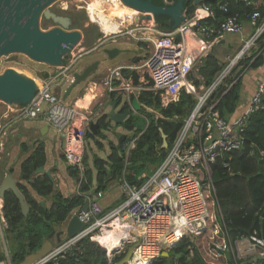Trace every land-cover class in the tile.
<instances>
[{
  "label": "built area",
  "instance_id": "obj_1",
  "mask_svg": "<svg viewBox=\"0 0 264 264\" xmlns=\"http://www.w3.org/2000/svg\"><path fill=\"white\" fill-rule=\"evenodd\" d=\"M117 1L119 6L125 7L120 0ZM244 1L247 5L250 4L249 0ZM88 3L89 1L83 2L86 7L83 5L81 7L86 10L89 17ZM202 9L206 12V17L213 15L209 3L203 4ZM220 9L227 11L226 5H221ZM138 14L136 11L134 15ZM133 16L122 23V31L104 34L98 45L103 46L120 36L150 45L151 55L139 66L129 67L147 69L151 86L146 88L159 96L162 107L176 102L180 93L184 91L194 95L193 108L184 120L165 158L151 174H142L134 181L122 177L120 188L125 198L118 206L104 212L99 204V199L103 196L102 191L87 196L88 210L80 214V219L87 223L86 226L32 264L47 263L48 260L70 250L77 242L98 230L101 231L100 236H112V232L117 233L123 230L125 233L126 230L130 231L129 239L121 240L120 246L118 240L111 249L102 245L96 237L90 238L102 245L107 255L123 254L127 245L137 243L126 264H153L163 251H168L175 246L181 238H192L206 228L209 214L204 187L209 182L206 184L200 180L195 172L196 167H203L207 177L210 178V164L219 156L238 150L244 142L240 133L242 127L237 132L220 117L215 109V103L209 104V100L222 80L230 73L235 62L251 49L264 32L262 14L255 10L247 15L249 23L255 27L253 36L243 43L232 63L205 86L201 93L197 92L195 86L188 81L192 67L219 36L241 33L243 24L238 16L229 15L217 25L201 23L194 18L186 20L170 33L157 29L154 24H148L149 21L146 24L139 23ZM174 36H179V39L177 40ZM205 42L209 45L206 46ZM71 53L74 55V52H70V59L64 65L57 67L61 69H56L45 79L35 80L38 83L37 91L28 103L7 105L5 114L14 120H29L41 116L63 137V155L66 165L82 171L84 136L86 127L93 120L94 113L89 107L64 104L61 96L54 91V86L58 84L57 80L66 78L76 60L81 57V55L71 57ZM122 68L124 66L111 69L103 80V85L108 92L117 90L134 92L135 87L129 82L113 85ZM263 96L264 81H261L253 96L249 113L263 109ZM3 132L1 127L0 134ZM133 146L134 140L126 144L128 150ZM6 226V220L0 218V227ZM108 229L110 230L107 231ZM246 244L247 251L258 248V253L264 257V240L253 235L238 239L234 244L224 241L215 245V248L221 252L235 249L238 254L240 246L245 247ZM112 249H116V252L111 251L110 254Z\"/></svg>",
  "mask_w": 264,
  "mask_h": 264
},
{
  "label": "trees",
  "instance_id": "obj_2",
  "mask_svg": "<svg viewBox=\"0 0 264 264\" xmlns=\"http://www.w3.org/2000/svg\"><path fill=\"white\" fill-rule=\"evenodd\" d=\"M215 3H209L213 15L201 23L217 25L229 15L239 13L244 16L255 10L260 11L262 16L264 15V2L261 1L259 6L246 5L242 0H221L220 4L215 5ZM221 5H226V12L220 9ZM187 9L190 12L191 7L188 6ZM69 15L75 29L81 27L82 20H87L84 12L82 14L71 12ZM156 22L161 28L167 29L168 24L164 19L159 18ZM98 34L99 32L92 36ZM256 41L257 46L253 48L251 55L243 57L237 63L232 73L225 79L226 86L221 85L211 97V101L217 102L216 109L224 119L235 111L238 104V74L248 65L256 67L261 62L264 32ZM225 64L215 52H211L196 65V70L204 82L209 84ZM229 84H232L230 88H228ZM110 95L111 99L120 100V96L115 97L114 93ZM138 100L146 107L153 109L151 112L143 109L148 119L147 127L135 131L137 138L133 148L128 151L124 144L129 137L119 146L110 143V154L107 158L92 156L93 169L85 164L86 180L81 185V194L64 197L61 193L54 192V184L46 175L35 177V170L45 164L44 147L41 142L22 162L23 179L29 182L37 195L50 196L52 203L49 209L41 206L27 189L20 185L19 190L29 206L28 213L23 215L14 193L12 191L5 193L2 211L8 222L5 230V244L11 264H19L26 255L38 250L51 231L52 223H62L74 209H79L86 203L85 193L93 195L103 191L110 182L117 181L121 176L134 181L141 171L150 170L163 161L184 120L193 108L194 97L192 94L181 92L176 102L162 107L157 94L144 91L141 92ZM108 118V114H103L97 120L99 127L94 143L100 150L103 149V144L99 139H105L104 131L108 130L111 125ZM127 122L134 121L129 118ZM243 127L242 146L238 150L219 156L215 162L210 164L211 178L207 177L203 167H196L195 172L200 180L206 184L209 182L204 187L209 214L205 230L192 238H181L175 246L168 250V256H159L153 264H264V257L260 255L233 259L228 251L221 252L215 248V245L224 241L223 225L227 234L225 239L228 238L232 244L238 239L252 235L264 240V110L249 114L245 118ZM160 129L166 135V147L163 146ZM3 163L5 161L1 164ZM67 169L70 175L77 178V171L69 166ZM92 176H97L94 189L89 187L92 185ZM63 253L64 256L56 260L57 264H75V261L81 258L83 260L80 264H98L101 258L102 264H108L105 249L88 238H84ZM123 256L124 253L117 255L111 264ZM3 259H5V254L0 251V261Z\"/></svg>",
  "mask_w": 264,
  "mask_h": 264
},
{
  "label": "crops",
  "instance_id": "obj_3",
  "mask_svg": "<svg viewBox=\"0 0 264 264\" xmlns=\"http://www.w3.org/2000/svg\"><path fill=\"white\" fill-rule=\"evenodd\" d=\"M242 1L245 3L244 0H242ZM249 1H251V3H250L251 5L256 4L257 6H259L261 4L260 1L264 2V0H260L258 2H254L253 0H249ZM212 2H216L215 3V5H216V4H220L221 0H207V1H204L203 4L212 3ZM236 15L238 16L240 22H242V24H243V29H242L241 33L223 34V35L219 36L216 40H214L211 47H209L207 49L206 53L203 56H201L200 58H198L195 65L192 67V70L188 76V81L195 86L197 92H199V93H201L203 91V89L205 88V86L209 85L210 83L206 84L204 82V79L197 73L196 65H198L201 62V60L204 57H206L209 53L215 52L219 56L220 60H222V61L227 60L228 61V63L223 67V69H225L230 63H232L233 58L239 52L238 50H240L242 48L243 43L245 41H247L249 38H251L255 32V27L249 23L247 14H245L244 16H241L238 13ZM194 18L198 19L200 22H204L205 19L208 17H203V16H201V14L199 12L195 11L194 14H192L191 16H187L186 19L180 23V25L182 23H184L186 20H190V19H194ZM263 18H264V15H263ZM148 24H150V25L154 24V26L159 30L161 29V31L166 30V28H161L160 25L154 20L149 21ZM178 27L170 30L169 32H167V31H163V32L170 33L172 31L176 30ZM167 28H169V26ZM174 38H176L178 40L179 36H174ZM222 38L225 39V43L223 45L219 44V42ZM119 43H126V44H128V46H127V48H124V49H121L120 47H117V46L111 47V48H118L121 51L115 57H112V58H109L104 53L109 58V60L115 61L118 58V56L121 54V52H123V51L128 52L130 54V56L122 62L121 61H115L113 63H104V65H102V67L100 69H98L99 68V63H98L96 68L92 71V73H94L93 78L90 79L89 75L92 74V73H90L84 79L83 84H81V86H79V87H82L80 90V93L78 96H76L73 99L72 103H69V104L64 103V102L63 103L67 104L69 106H73V105L76 106L77 105V106L89 107L94 113L93 120L90 122V124L97 122V120L99 119V117L101 115L108 114V112L112 108L113 102H115V111L118 113H122L125 110L131 108L132 111L130 114H128L125 117V122L127 124L134 125L133 129L129 130L128 128H126L122 124H115L113 122V120L110 118V116L108 118L110 121V124H111L110 128L113 127V125L115 124L117 126V128H115V131L119 133L118 137H117V144H114V145H117V146L121 145L123 143V141L119 144V137L122 134H125L126 138L129 137V140H127L126 143L124 144V147L126 148V144L128 142H130L132 140L135 141V139L137 138L135 136L136 135L135 131L137 130L135 122H132V123L127 122V120L131 117L133 111H135V109L132 108V104H131L132 99L134 98L138 101V103H140L138 100V97L140 96L141 92H144V91L153 92V91L146 88V87L151 86V79L149 77L147 69H145V68L137 69L134 67L133 68L129 67V66H139L148 57V56L146 57L145 55L141 54V47L144 46V43L134 41L133 39L127 38L125 36H120V37L116 38L114 41L110 42L111 45H116ZM256 43H257V41L252 45V47L248 51V53H245L243 56H241L235 62L230 73L227 76H229L232 73V70L236 67L237 63L243 57L251 55L253 48L257 46ZM205 45L208 46L209 43L205 42ZM147 46L150 47L149 45L145 44V47H147ZM219 48H220V52L218 50ZM234 52L235 53L237 52V53H236V55L233 56ZM140 55H142L141 59L139 58ZM93 62L86 64L84 66V68L87 67L88 65L92 64ZM119 66H124V68H122L120 70V73L116 77V80H114L113 85H117V84L120 85L122 82H125V83L129 82L132 86L135 87V90L133 93H127L123 90H117L115 92H108L107 88L104 87L103 80L105 79V77L107 76L109 71L111 69L119 67ZM52 68L54 69L53 70L54 72L56 71V69H61V67L60 68L52 67ZM73 72H78V71L75 68H73V71L71 69L69 71V73H67V77L62 79V80H57L58 84L56 86H54V91L57 94H59L61 96V98H62L65 90L68 88V86L73 81V74H74ZM80 72L81 71H79V73ZM50 73H53V72H50ZM50 73H48V76ZM190 76H192V77H190ZM237 77L239 79V100H238L237 107L233 113L228 115L227 119H224L223 117L222 118L224 120H226V122L229 123L230 126L235 128V130L237 132H239L240 127H242V130L244 128L243 126H244L245 118L249 114H251V112L249 113V108L251 106L253 96H254L257 88H258L259 82L264 81V50H263L261 62L258 63V65L256 67H251L250 65H248L247 67L243 68ZM42 79H45V78L42 77ZM225 79L226 78H224L222 80L219 87L221 85L226 86ZM232 84H234V82H232ZM232 84H229L228 88H230L232 86ZM58 85H60V86H58ZM72 89H71V91H72ZM87 92H89V95H88V98H85ZM111 93H114L115 97L120 96V100L116 101L115 99L114 100L111 99V97H110ZM192 96L194 97L193 94H192ZM80 99H82L83 102H85L84 105L77 104V101ZM101 99H104V100L107 99L108 105H109L107 110L104 111L103 113H101L102 109H103V105L101 104ZM62 101H64V100L62 99ZM263 101H264V96L262 98L263 109H261V110H264V102ZM212 103H215V109H216L217 102L211 101V98H210L209 104H212ZM140 104H141V108L146 109L148 112L153 111V109L151 107H146L142 103H140ZM2 105H3V110H1V113H0V128L3 127L4 132L2 134H0V151H1V149L5 150L4 153H6V155H8L10 157V161L9 160L5 161L6 165L4 167L2 166V169L0 166V184L4 180L5 174L9 173L11 175V177L16 181L17 187L20 185L25 187L27 189V191L31 194V196L37 202H39L41 206H45L48 209L51 207V203H52L51 197L50 196L43 197V196L37 195L36 192L31 188L29 182L26 181L25 179H23V173L21 171L22 162L28 158V156L33 152L34 148L41 142L43 144V147H44L45 164L43 167H39V168H43L42 172H37L38 168L35 170V172H34L35 177H37L39 175H46L50 179V181L54 184V192L55 191L59 192L64 197H71V196H74L77 194H81V185L86 180V178H85V169H86L85 164L87 165V167H90L91 169H93L92 168V156L93 155H98L102 159L107 158V156L110 154V143L113 144L112 139L109 138L108 146L104 145V143L102 142L103 149L100 150V149L96 148V146L94 144V140L97 137V133H96L94 139L90 138L89 137L90 124L86 127V133H85L84 141H83V170L80 171L78 168H73L75 171L78 172V176L76 178L75 176L70 175V173L67 169L68 165H66L64 155H63L64 140H63V137L56 131L55 128L48 125L42 119L41 116H39L38 118H35V119H29V120H14L9 115L5 114V111L7 110V104L3 103ZM219 115H220V113H219ZM145 117H146V115H145ZM146 120H147V124H148L147 117H146ZM30 122H35V123L40 124L37 131H34V130H32V128L27 126V123H30ZM20 125H21V127L23 125H25V127L28 129V132L30 134V138H33V139L29 143L22 141L18 145H14V146H12V148H9L7 145H5L6 138H7L8 134H10L14 129H17V126H20ZM45 126H47V127L45 128ZM98 127H99V125H98ZM120 127L126 131L128 130L129 132H131V134L127 135L126 133L119 132L118 129H121ZM146 127H147V125H146ZM97 131H98V128H97ZM133 132H135L134 136H132ZM105 133L106 132L104 131V134ZM240 133H241V131H240ZM90 139H91V141H90ZM105 139H107V137H105ZM22 144H25V145H22ZM86 147H88V149L90 150V153L87 151ZM127 151H128V149H127ZM21 155H24V156L20 158ZM13 164H14V166H13ZM159 165H157L156 167H153L150 170L141 171L136 176L135 179H138L142 174H146V175L151 174ZM70 168H72V167H70ZM46 172H48L49 175H47ZM96 177L97 176H92V185L89 186L91 189H94L96 187ZM122 177H125V176H121L117 181L110 182L108 184L107 188L102 191L103 196L99 199V204L103 208L104 212H107V211L115 208L124 200L125 196H124V194L120 188V182H121ZM210 178H211V171H210ZM18 189H19V187H18ZM212 190H213V188H212ZM89 192H91V191H89ZM213 192H214V190H213ZM87 193L84 194L85 199L87 198V196H92V195H86ZM3 199H0V218L3 220H6L4 218L3 211H2ZM24 200H25V198H24ZM25 202H26V200H25ZM26 204H27V202H26ZM85 204H87V200H86ZM27 206H28V204H27ZM81 208L74 209V211L70 214V216H68L67 219L65 221H63L62 223H55V222L52 223L51 224V231L54 230L55 233L52 234V236H49V234L51 233V231H50L48 236L44 239L43 242L50 240L54 244V246L56 247L60 242L67 239L66 238V227L68 225V222L72 218V216ZM28 210H29V206H28ZM28 210H27V213H28ZM26 214H23V215H26ZM6 225L7 226L5 228L0 227V251L4 252V254H5V259L0 261V264H11L10 259H9V252H8L7 246L5 244V230L8 227V224H6ZM109 230L110 229H108L107 231H109ZM222 231H223V235H224V241L229 242L228 238L225 239V236L227 234H226V231L224 230V225L222 226ZM129 232H130L129 230H126V233L124 230L122 232H117V233L112 232L113 235L108 236V238H109L110 242L115 243V244L117 241L116 242H114V241L116 239L119 240V246H120L121 240L125 241L126 239L130 238ZM108 233H110V232H108ZM111 251L116 252L115 249H112V250H110V254L112 253ZM226 251H231V255H232L233 259L237 258L236 256H233L232 250H226ZM248 252L250 253L251 251H248ZM256 255H260V254L258 253ZM253 256H255V255H253Z\"/></svg>",
  "mask_w": 264,
  "mask_h": 264
},
{
  "label": "water",
  "instance_id": "obj_4",
  "mask_svg": "<svg viewBox=\"0 0 264 264\" xmlns=\"http://www.w3.org/2000/svg\"><path fill=\"white\" fill-rule=\"evenodd\" d=\"M56 0H0V59L13 53L26 55L29 59L38 63H43L51 67H59L64 65L65 56L76 48V44L82 40V33L78 29L70 26L73 20L69 16L56 13L52 8L53 2ZM122 3L136 11L138 15L135 20L139 23L146 24L153 19L157 21L159 18L164 19L169 28L163 31L178 27L187 16H191L195 11L201 16L206 17L202 5L207 0H121ZM161 1V2H160ZM188 6L191 7L188 12ZM52 21L55 27L43 29L40 26L41 20ZM161 30V29H160ZM225 39H221L219 44L223 45ZM220 52V48L218 49ZM104 53L109 57H115L121 50L118 48H104ZM98 62L85 67L80 73L75 72L73 81L65 90L62 99L65 100L71 89L80 81H83L96 68ZM44 78L48 77V72L43 74ZM37 91L35 79L18 73L12 68L5 69L0 73V101L7 105H23L28 103ZM132 108L139 110L141 104L136 99H132ZM131 108L122 113L115 111V102L108 112L110 118L115 124H122L126 128L133 129L132 124L125 122V117L130 114ZM47 126H45L46 128ZM98 123L90 124L89 137L94 139L97 133ZM161 132L163 146H167L166 135ZM43 134V133H42ZM135 132L132 133V136ZM126 139V135L119 137V144ZM43 168H38L37 172H42ZM49 175L48 172H46ZM12 191L17 197L22 213L26 214L28 206L24 200L23 194L17 187L16 181L9 173L5 174L4 180L0 184V199H3L6 191ZM88 204L78 210L69 220L66 227V238L74 236L81 231L86 222L80 219L81 212H87ZM7 223V222H6ZM8 224V223H7ZM51 231L49 236L54 234ZM137 243L127 245L124 256L114 264H126L131 256ZM54 244L47 240L42 243L40 248L24 257L19 264H32L54 249ZM162 256H168V251H163Z\"/></svg>",
  "mask_w": 264,
  "mask_h": 264
},
{
  "label": "rangeland",
  "instance_id": "obj_5",
  "mask_svg": "<svg viewBox=\"0 0 264 264\" xmlns=\"http://www.w3.org/2000/svg\"><path fill=\"white\" fill-rule=\"evenodd\" d=\"M88 1H90V0H56L55 2H53V5H51V8H53L54 10L59 11L63 14L64 13L70 14L71 12L78 13V14H82V12H84L86 14L87 20H82L81 27L77 28L82 33V40L79 42V45L76 46V48L74 50V55L71 53V57L76 56V55H81V57L76 60V63L73 66V68H75L78 72L82 71L86 64H89L93 61L94 62L97 61L99 63L98 69H100L102 67V65H104V63H113L115 61H121L122 62L130 56V54L128 52L123 51L118 56V58L115 61H113V60H109V58L104 54V51H103L104 48H111V47L117 46V47H120L121 49H124V48H127L128 44L119 43L116 45H111L109 43L110 42L109 41L106 44H104L103 46L98 45V42L103 38L104 34L102 33L99 25L96 22L91 21L87 15L86 10L82 9V7H81L82 5L84 7H86V4H83V2H88ZM164 1H166V3L171 2L170 0H164ZM58 6H65L66 8L58 9V8H61ZM121 7H122V5H121ZM40 26L43 29H49V28H52V23L47 21V20L42 19L40 22ZM70 27L73 28V26H70ZM73 29H75V28H73ZM97 32H99V34L95 35L93 37L92 35L97 34ZM116 33H118V32H116ZM88 39H90V40H88ZM151 52H152L151 46L145 47V44H144V46L141 47V54L145 55L146 57L150 56ZM236 53L234 52L233 56L236 55ZM141 56L142 55H140V57H139L140 59H141ZM64 59H65V62H67L70 59V54L65 56ZM223 62H225L226 64L228 63L227 60H223ZM7 68H12L15 71H17L18 73H21L22 75H26L30 78L37 80V81L42 79L43 74L45 72L50 73V72H53V70H54L51 66L33 61V60L29 59L26 55L20 54V53H13V54H9V55L1 57V59H0V73H2ZM73 68H72V71H73ZM73 73H75V72H73ZM93 74L94 73L89 75L90 79L93 78V76H94ZM83 82H84V80L81 81L79 84L77 83L73 87L70 94L63 101L64 103H67V104L72 103L73 99L79 95L80 90L82 88L79 86H81V84H83ZM2 104H3V102L0 101V113H1V110H3ZM101 104L103 105V109H102L101 113H103L109 107L108 100L107 99L106 100L101 99ZM130 118L135 122L137 129H144L147 125V120H146V117L143 113V108H141L140 110L133 111ZM27 126L32 128V130L37 131L40 124L35 123V122H30V123H27ZM115 128H117V126L114 124L113 127H111L108 131L107 130L105 131L106 132L105 136L107 137V139H99L101 142L104 143V145L108 146L109 138L112 139L113 144H117V137H118L119 133L115 131ZM118 131L122 132V133H126L127 135L131 134V132H129L128 130L126 131L122 128L118 129ZM32 139L33 138H30V134L28 132V129L25 127V125H23L22 127L20 125V126H17V129H14L10 134H8L6 141H5V145H7L9 148H12V146L18 145L22 141L29 143ZM90 141H91V139H90ZM86 148H87V151L90 153V150L88 149V147H86ZM96 148H97V146H96ZM4 152H5V150L1 149V151H0L1 169H2V166L4 167L6 165V163L1 164L2 162L7 161V160L10 161V157L8 155H6V153H4ZM23 156L24 155H21L20 158ZM13 166H14V164H13ZM100 233H101V231L98 230L94 234L88 235L84 238H88V239H90L91 237L97 238L101 235ZM116 241L118 242L117 239L114 242H116ZM79 242H77L76 244H78ZM97 244H99V243L97 242ZM228 250H230V249H228ZM238 251H240V253L237 254L236 250L234 249L233 255H235L237 258H243V257H251L253 255H256V254H258L259 250H258V248H256V250L251 251L249 253L247 251V244H246L245 247L240 246V249ZM228 252L231 255V251H228Z\"/></svg>",
  "mask_w": 264,
  "mask_h": 264
},
{
  "label": "bare ground",
  "instance_id": "obj_6",
  "mask_svg": "<svg viewBox=\"0 0 264 264\" xmlns=\"http://www.w3.org/2000/svg\"><path fill=\"white\" fill-rule=\"evenodd\" d=\"M87 9L90 20L96 22L99 25L103 34H111L122 31V23L126 22V20H129L130 16L136 14V10L134 9L128 8L126 6H119L117 0H91V2L87 4ZM71 52H74V49ZM36 84H38L37 81ZM88 95L89 92L86 93L85 98H88ZM77 104L84 105L85 102L80 99L77 101ZM97 239L108 249L115 245V243L110 242L108 236L106 235L99 236ZM117 243L118 242H116V244Z\"/></svg>",
  "mask_w": 264,
  "mask_h": 264
},
{
  "label": "flooded vegetation",
  "instance_id": "obj_7",
  "mask_svg": "<svg viewBox=\"0 0 264 264\" xmlns=\"http://www.w3.org/2000/svg\"><path fill=\"white\" fill-rule=\"evenodd\" d=\"M161 2V1H160ZM53 9V8H52ZM57 9V8H56ZM58 9H60V8H58ZM57 9V10H58ZM54 10V9H53ZM56 13H58V14H61V15H65V16H69L70 17V15H69V13H61V12H59V11H56V10H54ZM49 22H51L52 23V27H55V25L56 24H54L52 21H49ZM102 246V245H101ZM116 250V249H115ZM64 254V253H63ZM63 254H60V255H58L57 257H55V258H53V259H50V260H48L47 261V263H50V262H54L55 264H57V262H56V260L59 258V257H63L64 255ZM116 256L114 255H107L106 254V258H107V263L108 264H111L112 262H113V260H114V258H115ZM83 260V258H81L80 260H77V261H75V264H80V262ZM102 258L99 260V262H98V264H102Z\"/></svg>",
  "mask_w": 264,
  "mask_h": 264
},
{
  "label": "clouds",
  "instance_id": "obj_8",
  "mask_svg": "<svg viewBox=\"0 0 264 264\" xmlns=\"http://www.w3.org/2000/svg\"><path fill=\"white\" fill-rule=\"evenodd\" d=\"M7 223H8V222H7ZM7 223H6V224H7ZM62 242H63V241H62ZM95 242H96V241H95ZM60 243H61V242H60ZM60 243H59V244H60ZM59 244H58V245H59ZM58 245H57V246H58ZM101 247H102V246H101ZM54 248H55V247H54ZM102 248H103V247H102ZM105 251H106V250H105Z\"/></svg>",
  "mask_w": 264,
  "mask_h": 264
}]
</instances>
